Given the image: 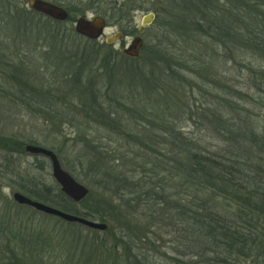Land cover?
Wrapping results in <instances>:
<instances>
[{
	"label": "trees",
	"instance_id": "1",
	"mask_svg": "<svg viewBox=\"0 0 264 264\" xmlns=\"http://www.w3.org/2000/svg\"><path fill=\"white\" fill-rule=\"evenodd\" d=\"M0 4L10 16L7 26L0 24V99L8 100L11 122L23 121L27 111L55 139L64 138L60 130L65 126L75 128L72 139L80 147L70 163L61 146L52 143L51 149L91 189L77 203L60 187L35 181L14 166L9 179L30 198L108 225L103 232L90 229L96 239L79 246L70 234L36 229L33 222L9 216L0 264H19L18 250L34 259L58 251V261L49 264H158L156 254L167 253L163 236L176 233L201 256L261 253L263 242L250 238L253 220L264 216V120L255 114L259 108L264 112V0H184L181 16L168 22L158 18L160 34L154 33L139 58H131L141 63L122 73V81L131 79L133 88L140 84L154 96L165 88L187 99L188 87L197 88L206 99L198 107L195 101L170 106L166 94L156 101L142 100L137 93L128 98L120 90L122 83L102 86L103 72H115L117 63V56L103 49L109 47L105 42L87 39L91 49H76L73 58L62 60L69 62L64 72L45 78L41 70L48 69V60L38 62L29 53L39 39L64 43V38L78 37L66 28L73 17L59 22L19 0ZM122 6L116 12L119 20L129 19L131 6ZM232 70L242 73L238 84L230 82ZM184 116L196 129L223 139L225 146H208L203 138L183 133L178 122ZM0 132L1 149L11 155L25 150L28 141L17 138L18 132Z\"/></svg>",
	"mask_w": 264,
	"mask_h": 264
},
{
	"label": "rangeland",
	"instance_id": "2",
	"mask_svg": "<svg viewBox=\"0 0 264 264\" xmlns=\"http://www.w3.org/2000/svg\"><path fill=\"white\" fill-rule=\"evenodd\" d=\"M24 7L28 8L24 4V0H19ZM53 1L63 7H66L70 12L71 16L73 17V21L66 23V28L72 29L74 34L75 33V24L74 19L78 18L82 15H87L89 18L97 15L105 18L108 22V28L106 29V34H113L118 30L125 31V35L128 36L124 37L122 41L117 42L115 45H109V47L103 48L105 51H109L108 53H113L117 56V63L115 62L113 65H116V71L112 72L110 71H104L103 75L101 77V85L106 86L107 84H112V86H117L122 83V88H120L121 92L124 91L123 95L128 96V98H132L133 94L137 93L139 97L144 100L147 97L153 98L154 100L161 99L162 96L167 95L170 106H174L173 102H178V104L187 105V103H193L195 101L196 105L195 107L201 105L205 102V96H203V93L197 89L193 88L191 89L188 87V100L182 96V93L180 91H177L175 89H172L173 91L167 90L165 88H161V94L157 93L158 95H152L148 96L149 94L144 92L142 88V85H138L135 87V84L132 83L131 79H125L122 81V77L124 76L123 71L127 68L126 66L130 65H138V63H141V61L129 59L128 57L125 59H121L120 57H123L121 54V48L123 47V43L129 44L132 39L138 34L137 29L140 26V21L142 17L145 14H148L150 12H154L156 14V18L152 25L146 28L145 33L143 34L144 42L145 44H150L154 40L155 37L154 33L160 34L158 31L160 30L159 26H157L158 18L161 21H169V17L171 16H181L182 12V5L184 0H48ZM127 4L131 6L130 9V17H125V20H119L118 9H123V4ZM7 6H2L0 4V21L2 26H7L9 21H7L10 16L8 13H6L5 10ZM29 9V8H28ZM113 9L115 11H113ZM9 10V9H8ZM115 12V13H114ZM1 15L3 17L1 18ZM14 18L18 17V14L13 15ZM2 20H6L4 23H2ZM156 22V23H155ZM154 35V36H153ZM67 37V36H66ZM36 40V50H31L29 55L32 58L37 59L38 62H42V60L46 61L45 65H48V69L43 68L41 70V73H43L45 78H53L56 76V73L54 71L61 70L60 72H64L66 68L69 66V62H62L65 61L66 58L70 60V58H73L72 52H76L75 50L81 49L83 47H88V49L92 48L91 44H89L85 37L81 36H73L64 38V43L60 40H54L44 38ZM24 41V37L19 38L17 40L18 43H21ZM99 45L104 43V38H101L98 41ZM62 44V45H61ZM65 45V46H64ZM3 46V43L1 44V47ZM34 47V46H33ZM100 48L96 47V50H99ZM95 50V48H93ZM100 53V52H99ZM103 54V52H101ZM72 54V55H71ZM119 55V56H118ZM121 55V56H120ZM22 56H25L22 54ZM121 60H119V59ZM139 58V57H138ZM43 65L42 63V67ZM28 66V65H26ZM54 67V68H53ZM3 69V68H2ZM107 69V68H106ZM147 67L144 69V71H147ZM111 75L112 79L114 80V83L112 82V79L109 78L108 75ZM241 72L232 70V73L230 76V82L231 84H238L239 80L241 79ZM159 75V74H158ZM58 76V75H57ZM114 76V77H113ZM190 76V75H188ZM192 77V75L190 76ZM242 82V81H241ZM132 85V86H131ZM131 86V87H129ZM241 86V85H240ZM133 88V89H130ZM118 92V91H117ZM178 92V93H176ZM214 94L218 95L220 99H224L223 93L218 92V90L213 91ZM0 95H2L0 93ZM183 98L180 100V98ZM218 97V98H219ZM186 99V100H185ZM155 100V101H156ZM174 100V101H172ZM171 101V102H170ZM7 99H0V131H5L7 135H10L12 132H18L15 134V136L19 139L26 140L29 142V144H38L41 146H44L46 148L51 149L52 143H55L62 148V156L66 158V162L70 163L74 158V152L79 150L80 147L79 144H76L73 141V137L76 136L75 128L70 126H65L60 130L64 136H58V138H53V136L49 135L47 132L43 131L42 126L37 121H32L31 117L27 115V111H25L21 118H23V121H17V122H11L12 117L10 116L11 110L9 108V105L7 104ZM2 103V104H1ZM165 103V102H164ZM161 104L165 107L166 104ZM210 103V102H209ZM212 105V104H211ZM129 106V105H127ZM13 112V111H12ZM256 116L260 121H263V114L264 112L260 111V108L257 109V112L255 113ZM230 115V113H229ZM263 119V120H262ZM181 121H179V127L182 130L183 133H190V136H197L199 138L204 139V144H207L208 146L215 145L218 147V145L223 148L225 146L223 139L218 138L215 134H210L206 131V129L201 128H195L191 121L189 120L188 116H184V118H180ZM20 123L21 127L17 124ZM260 126V125H258ZM1 135L2 132H0ZM68 133V134H64ZM6 138V136L4 137ZM77 138V137H76ZM27 142V143H28ZM26 143V144H27ZM62 145H61V144ZM213 150H215L213 148ZM58 155V154H57ZM59 160L61 162V155H58ZM10 161H9V159ZM62 164V162H61ZM16 167V170L18 173L24 175L25 173H28V175H31V177L35 181L39 182H45L52 188H59V184L56 182L55 178L52 175V168H51V161L49 158H47L44 155L41 154H33L30 152H27L24 150L23 152L16 153L14 155H11L8 153L5 149L0 148V250L2 249V245L6 246L7 242V231L3 230V227H6V225H9V216H17L23 220L33 222V227L38 229L41 227H44L49 230H56L58 232H62L63 234H70L71 237L76 238V243L87 245L89 242H92L93 239H96V235L90 231V229L81 227L79 225H74L75 228L72 229V226H70L69 223L63 222L61 220L56 219L55 217H51L49 215H44L43 213H40L36 211L35 209H32L28 206H23L18 204L14 201L13 193L16 191H19L23 194H26L24 191H22L18 184L14 181H11L10 175H12V168ZM63 168L67 170V167L62 164ZM68 172L71 173V175L77 179L80 183L84 184L85 186L91 187L86 183L83 182L81 177H78L77 173H73L69 170ZM225 210V211H224ZM223 213L225 214L229 212V209H223ZM18 222L17 220H14ZM6 224V225H5ZM68 226V227H67ZM252 226H255V232L251 238L258 241L260 244L263 242L264 246V216L259 218V220H253ZM71 227V228H69ZM99 234V233H98ZM103 237V234H99V237ZM155 238V236H153ZM263 238V239H262ZM162 245L167 247V250L165 253V257L161 254H156L157 263L158 264H176L172 259H170L169 255H173L176 260H182L183 264H264V248L262 249L261 253L258 254L257 252L253 253V257H243L238 256L236 254H233L231 257H225L224 254H216L215 252L205 254L204 256H201V250L198 248L194 249H187V243L183 240L178 239V234H174L173 236L165 235L163 236V241L161 242ZM65 247V246H64ZM63 247V248H64ZM69 251L68 245L66 246ZM74 250L76 245L73 246ZM18 255L20 256L19 264H41V263H53L58 261L57 257L59 258L60 253L57 251L55 255L47 256L44 255H35L37 259H34L30 256V254L24 255L22 251L18 250ZM185 253V254H184ZM195 255H193V254ZM204 253V252H203ZM35 253H32L34 255ZM168 255V258H167ZM53 256V257H52ZM39 257V258H38ZM10 261V260H9ZM42 261V262H41ZM181 262V261H180ZM178 263V262H177ZM179 264V263H178ZM181 264V263H180Z\"/></svg>",
	"mask_w": 264,
	"mask_h": 264
},
{
	"label": "water",
	"instance_id": "3",
	"mask_svg": "<svg viewBox=\"0 0 264 264\" xmlns=\"http://www.w3.org/2000/svg\"><path fill=\"white\" fill-rule=\"evenodd\" d=\"M25 2L31 9L45 14L53 19L65 21L69 17V13L65 8L47 0H25ZM155 18L156 14L154 12L145 14L142 17L139 28L140 35L134 37L129 45L122 47V54L132 58L139 57L141 49L144 46V39L141 34L145 32L147 26L153 24ZM106 28L107 21L101 16H92L91 18H88L86 15H83L75 20L76 32L88 39L99 40L101 37H104L105 42L109 45H113L117 41H121L123 39L124 35L121 31L107 35L105 34ZM25 150L33 154L44 155L50 159L53 177L59 184L62 192H64L73 201L80 202L88 196L90 189L76 180L67 170L63 168L58 155L53 150L35 144H27L25 146ZM13 198L14 201L20 205L30 206L39 212L56 216L67 222L79 223L90 229L100 231H105L108 228L106 223L68 213L41 201L30 198L19 191L13 193Z\"/></svg>",
	"mask_w": 264,
	"mask_h": 264
},
{
	"label": "flooded vegetation",
	"instance_id": "4",
	"mask_svg": "<svg viewBox=\"0 0 264 264\" xmlns=\"http://www.w3.org/2000/svg\"><path fill=\"white\" fill-rule=\"evenodd\" d=\"M66 8V7H65ZM67 9V8H66ZM67 11L69 12V10L67 9ZM69 15H70V13H69ZM123 33H124V35H125V31H123V30H121ZM126 36H128L127 34L125 35V37ZM137 36V35H136Z\"/></svg>",
	"mask_w": 264,
	"mask_h": 264
}]
</instances>
